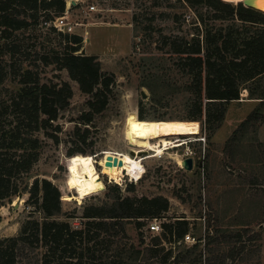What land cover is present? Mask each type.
<instances>
[{"label": "rangeland", "instance_id": "374dc122", "mask_svg": "<svg viewBox=\"0 0 264 264\" xmlns=\"http://www.w3.org/2000/svg\"><path fill=\"white\" fill-rule=\"evenodd\" d=\"M250 4L264 8L260 0ZM92 5L95 10L90 9ZM66 9L69 24L64 32L83 36L78 53L99 58L102 72L114 78L112 93L106 108L85 123L82 115L90 110L91 96L67 69L42 58L52 51L63 52L67 42L44 24L13 33L12 39L18 38L22 47L14 56L7 52L10 44L2 47L7 76L0 97H9L20 87L26 69L41 82L68 81L73 89L70 105L49 128L57 133L58 141L44 131L38 133L41 154L25 183L30 186L36 177L55 183L65 211L76 215L70 218L75 227L81 225L85 205L112 202L117 194L163 195L170 201L163 221H189V242L165 243L172 245L177 260H185L181 264L191 259H196L195 264H264V104L243 90L240 99L227 104L219 124L204 117L190 119L193 96L185 85L192 77L165 41L176 35L191 37L194 10L183 0H66ZM140 110L147 120H184L189 130L179 137L180 145L162 155L148 146H131L129 129L132 120L139 119ZM254 111L257 118L243 124ZM57 125L60 129L55 131ZM71 150L86 154L70 158ZM132 151L137 154L133 156ZM108 152L128 154L139 163L133 170L108 168L103 163ZM187 157L194 160L192 169L182 165ZM88 158L94 169L83 172V161ZM98 175L102 184L100 178L94 181ZM28 198L29 193L23 191L2 202L0 240L18 235L29 217L43 219L44 214L35 211ZM143 221L142 228L135 220L126 221L129 254L141 249L144 264H160L146 248L162 232L151 231V219ZM17 253L16 264H41L42 248L21 245Z\"/></svg>", "mask_w": 264, "mask_h": 264}, {"label": "trees", "instance_id": "16d2710c", "mask_svg": "<svg viewBox=\"0 0 264 264\" xmlns=\"http://www.w3.org/2000/svg\"><path fill=\"white\" fill-rule=\"evenodd\" d=\"M183 1L195 12V20L191 22L194 31L190 38L186 34L176 35L165 45H169L181 68L192 77L185 85L193 96L194 115L190 119L198 121L204 117L219 124L225 117L227 104L240 99L243 90L264 104V8L246 6L245 0ZM65 11L66 0H0V86L7 76L3 45L10 44L7 50L10 56L22 47L18 38L12 39L13 33L43 25ZM43 14L47 16L40 20ZM48 28L67 43L63 52L52 51L42 58L47 64L56 63L67 69L80 89L91 96L90 110L82 115L89 124L93 114L108 105L114 78L102 72L97 56L78 53L82 35L58 31L54 26ZM19 83L20 87L12 90L9 97H0V205L27 191V202L44 215L42 220L29 217L18 235L0 240V264H16L21 245L42 248L41 264H144L141 249L129 254L126 221L135 220L137 227L142 228L143 220L164 218L170 209L169 199L163 195L117 194L112 202L85 205L81 225L73 226L70 218L76 215L65 211L62 192L55 183L40 177L30 186L24 181L41 154L38 133L44 131L58 141L57 133L49 128L70 105L72 86L68 81L41 82L31 69L21 74ZM6 116H11L7 124L3 123ZM254 117L257 118L256 111L243 124ZM139 119H147L141 110ZM59 129L57 125L55 131ZM79 153L86 154L71 150L69 157ZM82 167L85 172L93 170L94 164L88 158ZM99 178L100 175L95 176L94 181ZM162 228V234L153 237V244L146 248L147 254L160 264L185 262L177 260L172 245L167 247L165 243L184 240L189 230L188 219L163 221ZM187 262L195 264L196 259Z\"/></svg>", "mask_w": 264, "mask_h": 264}, {"label": "bare ground", "instance_id": "6f19581e", "mask_svg": "<svg viewBox=\"0 0 264 264\" xmlns=\"http://www.w3.org/2000/svg\"><path fill=\"white\" fill-rule=\"evenodd\" d=\"M188 130L189 125L184 120L135 119L132 120L129 129V144L131 146H148L150 148H154L157 151L158 155H162L165 150L179 146V137L186 134ZM156 139H158V143L153 144L152 141ZM108 155L117 157L118 160L122 161V165H107L106 163ZM133 156H130L128 154L117 155L108 152L105 155L103 163L108 168L127 167L130 170H133L139 163V160H137V158ZM72 157L73 156H71L70 158ZM184 160L185 159H183L182 161V165L185 167ZM99 183H103L102 178L99 179Z\"/></svg>", "mask_w": 264, "mask_h": 264}, {"label": "built area", "instance_id": "2783aa9c", "mask_svg": "<svg viewBox=\"0 0 264 264\" xmlns=\"http://www.w3.org/2000/svg\"><path fill=\"white\" fill-rule=\"evenodd\" d=\"M95 6L92 5L90 7L91 10H95ZM69 19V9H66V11L59 15L55 16L54 19H50L47 21H44L43 24L48 28L54 26L58 31L64 32L65 26L69 24L68 22ZM162 222L163 218H153L150 222V229L152 232H155L157 234H160L162 232ZM191 235L188 233L184 237V241L189 242Z\"/></svg>", "mask_w": 264, "mask_h": 264}, {"label": "water", "instance_id": "95a60500", "mask_svg": "<svg viewBox=\"0 0 264 264\" xmlns=\"http://www.w3.org/2000/svg\"><path fill=\"white\" fill-rule=\"evenodd\" d=\"M251 2H252V0H245L243 3L246 6H248V5H250ZM250 7H252V6L250 5ZM131 154L132 155H136L137 153L135 151H132ZM139 154L141 155V152ZM184 162H185V167L186 168L192 169L194 167V160H193L192 157L185 158ZM106 164L107 165H112V164L122 165V161L118 160L117 157H113L112 155H108Z\"/></svg>", "mask_w": 264, "mask_h": 264}]
</instances>
